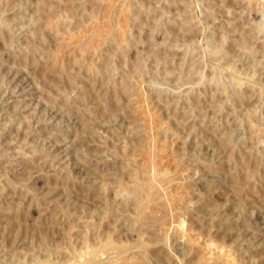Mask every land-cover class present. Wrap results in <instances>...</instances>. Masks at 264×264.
<instances>
[{"label":"rangeland","instance_id":"rangeland-1","mask_svg":"<svg viewBox=\"0 0 264 264\" xmlns=\"http://www.w3.org/2000/svg\"><path fill=\"white\" fill-rule=\"evenodd\" d=\"M112 260L264 264V0H0V264Z\"/></svg>","mask_w":264,"mask_h":264},{"label":"bare ground","instance_id":"bare-ground-1","mask_svg":"<svg viewBox=\"0 0 264 264\" xmlns=\"http://www.w3.org/2000/svg\"><path fill=\"white\" fill-rule=\"evenodd\" d=\"M255 2V1H254ZM253 2V3H254ZM254 5V4H253ZM53 64V63H52ZM56 64V63H55ZM58 69V68H57ZM142 187V186H141ZM137 189H138V191H139V188L137 187ZM136 189V190H137ZM156 190V189H155ZM139 193V192H138ZM138 197H139V195H138ZM140 198V197H139ZM160 205V204H159ZM161 205H162V203H161ZM165 205V204H164ZM164 205H163V207H164ZM163 207H162V209H163ZM161 208V207H160ZM165 208V207H164ZM111 247H112V244L111 243H105L102 247H100V251H103V252H106V251H108L109 249H111ZM118 251V250H117ZM95 253V252H94ZM93 261V260H92ZM95 261V260H94ZM114 260H112V262H111V264H115L114 262H113ZM95 263V262H94ZM98 263H99V261H98Z\"/></svg>","mask_w":264,"mask_h":264}]
</instances>
